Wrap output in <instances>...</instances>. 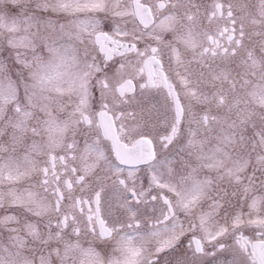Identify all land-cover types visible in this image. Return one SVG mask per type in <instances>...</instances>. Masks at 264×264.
Instances as JSON below:
<instances>
[{
  "label": "snow or ice",
  "instance_id": "snow-or-ice-1",
  "mask_svg": "<svg viewBox=\"0 0 264 264\" xmlns=\"http://www.w3.org/2000/svg\"><path fill=\"white\" fill-rule=\"evenodd\" d=\"M0 264H264V0H0Z\"/></svg>",
  "mask_w": 264,
  "mask_h": 264
}]
</instances>
